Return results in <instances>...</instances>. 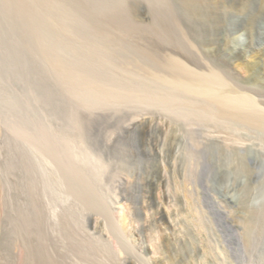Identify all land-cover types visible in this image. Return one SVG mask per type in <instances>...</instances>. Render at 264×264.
Listing matches in <instances>:
<instances>
[{"label": "rangeland", "instance_id": "obj_1", "mask_svg": "<svg viewBox=\"0 0 264 264\" xmlns=\"http://www.w3.org/2000/svg\"><path fill=\"white\" fill-rule=\"evenodd\" d=\"M8 1L0 0V264H20L28 243H37L9 230V218L35 198L59 264H264V134L152 107L81 104L56 80L31 19ZM63 1L81 34L94 17L130 26V11L143 27L139 42L177 56L155 31V22L174 23L193 62L218 65L264 102V18L246 24L263 0L221 6L220 29L207 36L194 31L187 0ZM71 242L93 245L94 255L69 252Z\"/></svg>", "mask_w": 264, "mask_h": 264}, {"label": "bare ground", "instance_id": "obj_2", "mask_svg": "<svg viewBox=\"0 0 264 264\" xmlns=\"http://www.w3.org/2000/svg\"><path fill=\"white\" fill-rule=\"evenodd\" d=\"M10 1L16 5L14 9L17 8L20 14L26 15L29 20L31 19L33 22L31 24L34 27L32 30L34 33L37 32L35 35L39 39L36 40L40 41L39 46L43 52L42 55L45 57L47 55L45 61H48L49 67L56 75L55 77L58 78L56 80H59L61 82L59 83L81 104L92 107L122 106L123 104L139 108L152 107L163 110L167 114L186 116L185 118L192 117L196 121H210L219 124L221 128L238 126L264 134V102L255 98L249 93L250 91L243 90L237 83L238 81L235 80L237 81L235 82L230 79V76L227 77L225 75L227 72L224 73L219 70L218 65L205 67L193 62L192 58L188 56L189 53L185 54L188 47H186L182 35L180 36L175 31L172 25L174 23L169 25L166 20L162 23L155 22V31L160 36L167 37L169 44L171 43L175 48L173 52L178 54L177 56L170 52L168 54L160 53L161 51L157 48L147 45L149 43L139 42L134 34L138 33L141 27L136 23L137 21L134 20L130 11L126 16L130 17L128 18L130 23L125 21L130 26H126L121 20L110 16L94 17L91 21L87 17L89 20H85L90 21V27H88V31L81 34L78 32L79 30L77 31L78 28H75L76 20L74 21L71 9L63 0ZM238 1L240 2V0H187L185 8L189 12V16L195 20H193L194 31L199 34L204 33L207 36L220 29L219 8L222 6L232 10ZM10 3L12 4V2ZM261 17L264 18V7L253 12L248 10L246 24L252 25L255 20ZM80 18L82 19V17ZM179 55L187 59L191 66L190 63L187 62L188 65L182 59L183 57L179 58ZM17 57V54L15 55L14 52L10 51L12 61L17 62ZM258 57L264 60L263 54ZM231 78L233 79V76ZM51 95L48 94V99H44L49 100L46 103L53 101ZM11 107L13 108V106ZM21 159L22 167L30 174L29 163L24 157ZM29 186L33 189L32 183ZM34 201L32 199L29 202L31 209H18L16 216L9 218L12 224L9 230L13 229L10 230L12 233L21 232L37 239V243L34 245L28 243L26 252L19 260L20 264H59L57 262L59 260L53 259V254L49 255L47 251L44 228L42 229L41 208L39 209V203L36 204ZM85 203L90 207L89 201ZM87 205L85 206L87 207ZM156 218L159 221H164L162 211H158ZM72 229L70 228V230ZM11 232H6L2 240L6 254H9L10 250ZM65 234L67 235V233ZM69 236L70 241H74L71 239L74 236ZM69 236L63 238L69 240L67 238ZM75 241L77 240L75 239ZM80 244L71 242L68 249L76 252L75 255L77 256H82V254L85 256L86 254V256L91 255L90 257H92L94 255V250H91L94 249L93 245L92 248H88L86 244L87 248H85ZM241 255H243L242 252Z\"/></svg>", "mask_w": 264, "mask_h": 264}, {"label": "water", "instance_id": "obj_3", "mask_svg": "<svg viewBox=\"0 0 264 264\" xmlns=\"http://www.w3.org/2000/svg\"><path fill=\"white\" fill-rule=\"evenodd\" d=\"M41 1H43V2H45L46 0H41ZM33 23V22H32ZM43 53V52H42ZM44 58H46L47 59V55H46V57L44 56ZM47 61V60H46ZM47 64H48V61H47ZM48 66H49V64H48ZM51 69V68H50Z\"/></svg>", "mask_w": 264, "mask_h": 264}]
</instances>
